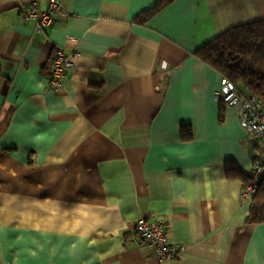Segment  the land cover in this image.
Wrapping results in <instances>:
<instances>
[{"label":"crops","instance_id":"crops-1","mask_svg":"<svg viewBox=\"0 0 264 264\" xmlns=\"http://www.w3.org/2000/svg\"><path fill=\"white\" fill-rule=\"evenodd\" d=\"M46 34L0 0V264H264V222H247L253 167L222 74L195 51L264 20V0H60ZM79 51L50 87L56 49ZM229 172H233L230 176ZM163 221L185 253L139 241Z\"/></svg>","mask_w":264,"mask_h":264},{"label":"built area","instance_id":"built-area-1","mask_svg":"<svg viewBox=\"0 0 264 264\" xmlns=\"http://www.w3.org/2000/svg\"><path fill=\"white\" fill-rule=\"evenodd\" d=\"M67 9L60 0H48L47 8L38 10L35 3L22 8L24 21L35 20L37 31L46 34L53 26L57 15L65 14ZM81 57L79 51L67 53L64 49H56L50 67V87L53 90L63 88L68 71L77 66ZM218 98L227 107H236L239 110L240 123L246 133V141H250L254 148L252 170L249 172V182L244 185L242 203H250L258 193L264 182V101L257 96L242 94L226 78L222 82ZM138 239L152 249L154 255L162 262H175L185 253L186 247L182 244H172L166 233V224L163 221H149L142 219L134 226Z\"/></svg>","mask_w":264,"mask_h":264},{"label":"trees","instance_id":"trees-1","mask_svg":"<svg viewBox=\"0 0 264 264\" xmlns=\"http://www.w3.org/2000/svg\"><path fill=\"white\" fill-rule=\"evenodd\" d=\"M172 1L158 0L152 10L139 16L138 21L151 18ZM195 55L219 71L242 94L250 93L264 101V20L229 29L197 49ZM229 174L232 176L233 172ZM243 178L245 184L249 182V176ZM247 222H264V182L253 198Z\"/></svg>","mask_w":264,"mask_h":264}]
</instances>
